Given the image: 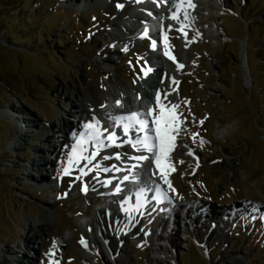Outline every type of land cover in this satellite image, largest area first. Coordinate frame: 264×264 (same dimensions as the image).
<instances>
[{
  "label": "rangeland",
  "instance_id": "obj_1",
  "mask_svg": "<svg viewBox=\"0 0 264 264\" xmlns=\"http://www.w3.org/2000/svg\"><path fill=\"white\" fill-rule=\"evenodd\" d=\"M114 4L108 9L80 10L66 9L65 0H0V264L13 261L12 250L28 260L23 253L27 251L19 250L24 242L21 221L40 217L45 207L58 226L37 245L38 257L48 262L46 253L56 252L52 257L60 264H108V247L102 238L98 237L99 249L93 252L80 243L82 238L93 241L96 212L103 199L93 190L83 194L78 182L69 191L73 182L68 179L59 181L60 186L36 190L31 182H38V175L31 163L37 146L52 148L44 135L57 134L58 117L71 110L78 92L88 95L90 86L108 77L134 96L138 84L146 82L141 66L147 68L156 54L151 52L150 41L134 40L135 46H127V52L123 45H116L121 53L112 55L113 66H105L98 58L100 34L113 17ZM130 11L127 6L123 16ZM188 11L194 12L197 26L186 29L192 39L186 42L188 49L181 50L177 28H171L168 36L169 50L187 67L179 87L180 101L191 102L181 103L180 111L188 121L183 139L192 145V134L199 133L194 156L186 155L187 149L181 146L172 157L177 190L172 196L188 208L191 202V209L185 219L181 212L173 217L170 237L163 236L155 250L153 242L162 236L151 237V244L146 239L149 243H143V250L132 245L137 240L132 237L126 238L124 246L116 241L113 245L126 254L124 264H264L260 214L251 219L256 223L236 231L195 225L194 215L200 205L229 209L237 199L253 201L264 210V0H199ZM157 61L167 65L160 54ZM237 121L239 131L226 135V126ZM200 139L209 143L201 145ZM102 155L94 162L99 163ZM47 170L41 179L48 178ZM28 171L33 173L29 177ZM65 192L67 198H57ZM158 217L152 218L145 231L150 236L161 224ZM192 235L204 240L212 253L210 259L194 245ZM52 246H56L53 251Z\"/></svg>",
  "mask_w": 264,
  "mask_h": 264
},
{
  "label": "snow or ice",
  "instance_id": "obj_2",
  "mask_svg": "<svg viewBox=\"0 0 264 264\" xmlns=\"http://www.w3.org/2000/svg\"><path fill=\"white\" fill-rule=\"evenodd\" d=\"M136 2H150L158 6V0H136ZM163 2L174 4L175 10L171 14V20L179 22V31L186 38L188 36L186 29L195 21V17L190 15L188 9H195L196 4L193 0H163ZM116 6L118 9L125 7L122 3H118ZM181 12L183 13L182 18ZM147 16L157 20V23L150 29L145 21L142 38H148L151 50L159 55L158 41L162 36L164 44L162 54L176 64L178 71H183L185 64L177 62V57L169 50L170 38L164 25L159 23V14L154 15L152 11H148ZM168 30H171V26ZM153 34L155 38H152ZM123 51L127 52L128 48H124ZM153 71L152 66H147V68L141 66V72L144 73L145 79ZM179 84L180 81L172 77L169 80V88L163 93L158 89L153 90L154 105L145 103L142 107L141 102L144 98L136 97L133 107L130 108L125 102L124 95L121 94V99L114 102L111 111L107 104H103L100 106L99 116L95 109L90 108L91 116L89 118L77 117L78 127L70 133L73 143L64 146L66 164L61 161L62 175L60 179L62 180L64 176H73L74 170L78 171L79 174L74 176V181L83 182L81 191L87 195L90 189L83 178L95 172L91 190L95 191L94 185L98 183L101 187L109 189L107 193H101V195L119 197L117 201L113 202L118 203L120 210L124 212L130 222H138V216L151 215V212L157 208L162 212H171L176 205L169 192L177 191L170 178L176 172L175 162L172 158L173 153L178 147L183 146L187 149L186 155L194 156V144L199 136V133L192 134V145L183 139V136L188 132L186 127L188 121L180 111L182 102L178 99ZM193 121H195V117H193ZM199 123L203 125L205 120L201 119ZM199 143L205 145L209 142L200 139ZM125 146L133 150L131 155L115 152L101 157V161L115 159L120 162L119 166L117 164L105 166L103 163H93L102 151ZM196 160L198 169L200 167L199 158L196 157ZM84 161L86 163L81 166V162ZM180 163L183 164V161ZM213 163H218V161H213ZM101 173L112 175L101 179ZM74 186V183L70 184L69 191ZM201 186L203 187V185ZM68 195L69 193L65 192L57 198H67ZM160 205H165V207H160ZM257 210L254 208L253 215L241 216V219L255 220L257 217L254 213ZM260 218L264 219V216ZM124 227L127 229L129 225L125 224ZM80 243L85 248L89 247V242L83 238ZM46 255L54 256L55 253L50 252ZM49 264H60V262L50 259Z\"/></svg>",
  "mask_w": 264,
  "mask_h": 264
},
{
  "label": "bare ground",
  "instance_id": "obj_3",
  "mask_svg": "<svg viewBox=\"0 0 264 264\" xmlns=\"http://www.w3.org/2000/svg\"><path fill=\"white\" fill-rule=\"evenodd\" d=\"M134 2V3H133ZM195 4L199 3V0H193ZM64 3V1H63ZM66 3V9H89V8H96V7H102L104 9H108L112 3L118 4L122 3L125 5L123 9H118L117 7L114 8L113 17L111 20L108 21L107 29L103 30L101 32L100 36V42H99V54L98 58L105 66H113L114 65V59L112 55H118L120 52V49L116 48V45H127V46H135L134 40L137 39V34L143 33V27L144 22L147 21L148 25L152 26L157 23V20L152 19L151 17L147 16L148 11H152L153 14H159L160 20L159 23L164 25L165 31L168 32L169 26L171 28L175 29L177 28L179 30V22H168L166 17L175 10L174 4H168L164 3L163 0H158V6L153 5L150 2L146 3H137L136 0H65ZM133 3V4H132ZM65 5V4H64ZM127 6H130L131 11L130 13L124 17L123 11ZM143 9V11H141ZM190 13V12H189ZM183 13L181 12V18ZM191 15V13H190ZM192 16V15H191ZM194 17V16H193ZM196 19V18H195ZM190 28L196 29V22L194 21L193 24L190 25ZM181 41H180V48L183 51H186L188 49V46L186 45V42H190L191 35L188 33V36L185 38L183 33L180 32ZM162 37V36H161ZM161 40V39H160ZM170 41V40H169ZM162 40L158 41V44L161 45ZM121 53V52H120ZM153 53V52H152ZM242 56L246 59V49L245 44L242 45ZM152 62H150L148 65L152 66L154 71L149 74V76L145 79L143 76V80L147 82L138 84L137 86V94L129 93L128 88H124L119 83L112 84L107 77L106 80H102L100 83H95L93 86H90L92 89H89L90 93L88 95H85L83 91L78 92V97L75 98L74 105H72V108L69 112L66 114H63L58 117L60 125H56L59 129L55 130V133L57 134H46L44 135L41 133V135L45 136L44 142L47 144H50L52 148L48 147H41L37 146L36 149H34L36 158H33L32 160V169L35 173L38 175V182H31L33 184L32 187L36 190H43L47 188L48 186H60L61 183L59 181L63 180H70L74 184L76 182L74 181V176L78 175V171L74 170L73 176H64L63 179H60L61 173V161H64L65 163V145H71L73 141L70 139V133L73 129H76L78 127L77 125V117L83 116L85 118H89L91 116L90 108L95 109L96 114L99 116L101 113L100 106L103 104H107L109 106V110H112V107L114 105V102L118 99H121V94L125 97V102L127 105L132 108L134 98L136 97H143L144 100L141 102V106L143 107L145 103L152 104V101H154L153 105L155 104L154 100V94L153 90L158 89L163 93V90L169 88V80L172 77H175L177 80H181L182 77L187 71L185 69L183 71H178L176 68V65L171 64V60L166 58L167 65L161 66L158 64L159 55L152 54ZM185 62V61H183ZM246 65V62L245 64ZM163 81V82H161ZM103 85V87H102ZM87 94V93H86ZM107 98V101H106ZM179 99V95H178ZM29 126H31L29 122ZM59 145V148H58ZM19 144H15V148H19ZM119 149V150H118ZM128 146H125L123 148H112L107 151H102L103 155H109L115 152H121V153H128L131 155L133 153V150L130 148L129 150ZM45 150V151H44ZM47 154L49 159H45L44 155ZM49 162V164H48ZM86 163V161L81 162V166ZM95 163V162H93ZM109 165L117 164L119 166V161H114V163L108 162ZM48 169V170H47ZM43 170H47L48 176L47 179L43 180L41 179V175H43ZM95 173V172H93ZM33 173L31 171L27 172V175H32ZM102 179L108 178L112 174H103ZM40 180V181H39ZM83 181L89 182L90 188L93 187L94 181L91 174L87 177L83 178ZM79 183V182H78ZM115 183V181H114ZM57 184V185H56ZM95 191L94 194L101 193H107L109 191L108 188L104 189V187H101L100 184L96 183L94 185ZM166 187V186H165ZM104 189V190H103ZM130 194V193H129ZM103 202L100 204V207L97 209V216H96V227H93L92 229V239H88L89 247L87 248L88 251L93 252L94 250H98V237L102 238L106 242V246L108 247L107 250V257L106 262L108 264H124V259L127 258L126 254H123L122 248L119 247V249H122L121 251L118 250L117 245H113L114 241L120 242L121 236H120V230H119V220L121 216L120 208L118 206V203H115L113 201H117L119 197L116 196H108V195H102ZM224 216L229 217L227 212H222ZM221 217V216H220ZM22 223V232L20 234V237L23 239V244L19 247V250L23 249V252L25 256L28 257L27 261H23L21 259V255L19 252L12 250L11 255L14 257L13 261L8 264H49V261H44L43 257L40 258L37 255L39 254V247L37 245L42 244L45 239L47 238L48 234L57 228L58 222H55L51 219L49 216V210L45 207L43 211L40 213V217H34L29 218L26 217L21 221ZM207 231V229H205ZM110 235L114 238H110ZM210 232V231H207ZM168 235H170L168 233ZM167 236V235H164ZM158 237H161L158 236ZM170 237V236H168ZM162 240L158 241L153 240V249L155 250L157 247H160L161 244L159 241H164L165 237H161ZM160 238V239H161ZM83 246V245H82ZM84 247V246H83ZM56 246H52L50 250H55ZM9 247H6L5 250L8 252ZM22 253V254H23ZM55 253V252H54ZM51 260H54L52 256L47 255ZM116 256V257H115ZM2 262H5V258L2 259Z\"/></svg>",
  "mask_w": 264,
  "mask_h": 264
},
{
  "label": "clouds",
  "instance_id": "obj_4",
  "mask_svg": "<svg viewBox=\"0 0 264 264\" xmlns=\"http://www.w3.org/2000/svg\"><path fill=\"white\" fill-rule=\"evenodd\" d=\"M239 131V122H233L232 124H229L225 128L226 135H234Z\"/></svg>",
  "mask_w": 264,
  "mask_h": 264
}]
</instances>
